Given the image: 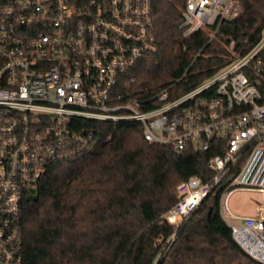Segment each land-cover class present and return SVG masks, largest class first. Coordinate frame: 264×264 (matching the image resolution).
Listing matches in <instances>:
<instances>
[{
    "label": "built area",
    "instance_id": "built-area-1",
    "mask_svg": "<svg viewBox=\"0 0 264 264\" xmlns=\"http://www.w3.org/2000/svg\"><path fill=\"white\" fill-rule=\"evenodd\" d=\"M240 13L239 0H185L179 28L204 30ZM183 72L154 91L135 94L131 71L157 50L153 0H0V264H22L21 208L47 168L86 150L90 121H136L143 138L172 154L192 148L213 175L176 183L178 196L160 214L172 227L155 261L213 189L225 183L220 212L237 243L264 262V216H236V188L264 192V29L245 51L232 52L214 74L186 90Z\"/></svg>",
    "mask_w": 264,
    "mask_h": 264
},
{
    "label": "trees",
    "instance_id": "trees-1",
    "mask_svg": "<svg viewBox=\"0 0 264 264\" xmlns=\"http://www.w3.org/2000/svg\"><path fill=\"white\" fill-rule=\"evenodd\" d=\"M240 13L220 23L208 43L206 31L187 36L179 28L185 0H153L157 50L131 71L130 89L140 95L178 77L201 47L181 85L186 90L245 51L264 29V0H239ZM98 132L91 145L50 165L21 208L22 264H264L234 239L220 212L225 183L217 185L177 230L155 261L173 227L160 214L178 196L176 183L213 175L204 153L172 154L151 143L136 121H90Z\"/></svg>",
    "mask_w": 264,
    "mask_h": 264
},
{
    "label": "rangeland",
    "instance_id": "rangeland-1",
    "mask_svg": "<svg viewBox=\"0 0 264 264\" xmlns=\"http://www.w3.org/2000/svg\"><path fill=\"white\" fill-rule=\"evenodd\" d=\"M224 199H221V203ZM230 211L236 216L263 215L264 216V192L249 191L236 188L227 197ZM225 218V216L222 214ZM229 223L240 222L239 219H227Z\"/></svg>",
    "mask_w": 264,
    "mask_h": 264
},
{
    "label": "crops",
    "instance_id": "crops-1",
    "mask_svg": "<svg viewBox=\"0 0 264 264\" xmlns=\"http://www.w3.org/2000/svg\"><path fill=\"white\" fill-rule=\"evenodd\" d=\"M229 223V222H228ZM233 223H236V222H233Z\"/></svg>",
    "mask_w": 264,
    "mask_h": 264
}]
</instances>
